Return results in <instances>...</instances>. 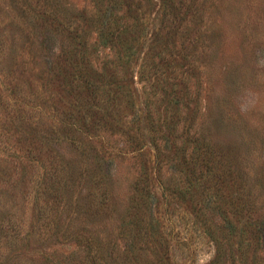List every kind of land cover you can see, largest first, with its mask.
Returning <instances> with one entry per match:
<instances>
[{"label":"trees","instance_id":"trees-1","mask_svg":"<svg viewBox=\"0 0 264 264\" xmlns=\"http://www.w3.org/2000/svg\"><path fill=\"white\" fill-rule=\"evenodd\" d=\"M29 2L45 32L44 98L35 105L49 101L54 117L49 137H29L21 153L40 168L36 187L58 186L47 225L59 241L73 242L74 264H175L154 216V185L164 200L186 207L212 241L201 264H264L260 217L234 181L238 169L224 145L197 127L198 92L189 85L201 57L189 36L196 9H186L195 0ZM116 157H131L135 170L122 206L110 188Z\"/></svg>","mask_w":264,"mask_h":264},{"label":"rangeland","instance_id":"rangeland-1","mask_svg":"<svg viewBox=\"0 0 264 264\" xmlns=\"http://www.w3.org/2000/svg\"><path fill=\"white\" fill-rule=\"evenodd\" d=\"M29 1L34 0H0V264H74L73 242L59 241L47 225L58 203L51 199L58 197V186L36 187L40 168L22 157L26 139L49 137L46 123L54 117L49 101L35 105L44 98L39 40L45 32L33 21ZM73 1L81 5L86 0ZM186 7L196 9L189 36L194 57H201L189 85L198 92L197 127L224 145L238 169L234 181L260 217L264 247V0H195ZM155 20L150 18L148 26ZM134 86L139 110L141 82L135 79ZM28 103L36 110H26ZM24 121H31L29 128ZM147 152L151 159V148ZM109 165L113 199L122 206L134 164L131 157H116ZM92 175L86 176L88 186ZM152 189L158 197L154 216L173 262L207 261L213 244L192 214L175 200H164L157 185Z\"/></svg>","mask_w":264,"mask_h":264}]
</instances>
